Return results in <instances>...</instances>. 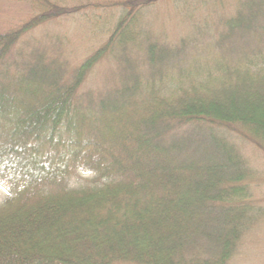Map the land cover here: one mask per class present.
<instances>
[{
	"label": "trees",
	"instance_id": "1",
	"mask_svg": "<svg viewBox=\"0 0 264 264\" xmlns=\"http://www.w3.org/2000/svg\"><path fill=\"white\" fill-rule=\"evenodd\" d=\"M12 1L0 264H233L264 218V0H95L108 37L62 77L20 43L83 5Z\"/></svg>",
	"mask_w": 264,
	"mask_h": 264
},
{
	"label": "rangeland",
	"instance_id": "2",
	"mask_svg": "<svg viewBox=\"0 0 264 264\" xmlns=\"http://www.w3.org/2000/svg\"><path fill=\"white\" fill-rule=\"evenodd\" d=\"M2 1L1 27L20 19L22 10L24 11L28 7V5L14 3L12 0ZM61 1L66 4L69 3L68 5L81 2L83 6L75 17H65L53 23L42 25L26 35L20 43V57L27 60L43 58L47 61L45 63L51 62L58 69V77L71 74V70L90 55L94 49L102 45L108 37V33L104 32L106 29L102 28L101 23H89L88 17L91 14L101 15L102 13L100 10H94L91 5L95 0ZM103 20L105 22L110 21V24L112 21L106 16L103 17ZM20 57L15 55L18 63L17 69H20ZM17 71L13 68L11 76L20 73ZM57 76L54 75L52 80H56ZM250 153L251 155L254 154L253 151ZM254 165L264 176V159H257ZM255 192L256 204L264 207V179L260 182V187H256ZM5 194L4 188L0 186V202L4 199ZM262 221L249 235L242 253L233 259V264H264V218Z\"/></svg>",
	"mask_w": 264,
	"mask_h": 264
}]
</instances>
